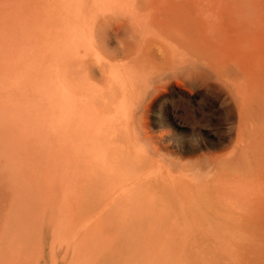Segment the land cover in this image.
Masks as SVG:
<instances>
[{
    "label": "rangeland",
    "instance_id": "374dc122",
    "mask_svg": "<svg viewBox=\"0 0 264 264\" xmlns=\"http://www.w3.org/2000/svg\"><path fill=\"white\" fill-rule=\"evenodd\" d=\"M65 191L68 242L48 202ZM153 247L264 264V0H0V254L134 264Z\"/></svg>",
    "mask_w": 264,
    "mask_h": 264
},
{
    "label": "bare ground",
    "instance_id": "6f19581e",
    "mask_svg": "<svg viewBox=\"0 0 264 264\" xmlns=\"http://www.w3.org/2000/svg\"><path fill=\"white\" fill-rule=\"evenodd\" d=\"M115 25L117 26V24H115ZM112 34H113V32H112ZM106 35H107V33H106ZM123 48H124V46H123ZM144 50H146V49H144ZM64 105H65V97L63 95H60L57 107H54V110L51 112L50 116L47 117V119H44V118L41 119L40 127L42 129H45L46 126L49 125L51 122H53L56 125H59L60 121H63V115L61 112V107H63ZM42 142L46 146L49 143V140L41 141V143ZM97 157H98V154H96L95 152L90 153L88 151L87 153H85L86 161L90 160V159L91 160L96 159ZM48 160H50V161L48 162ZM48 160L45 161V165H47V168H50V167H52L50 164L53 165V163H55V161L51 160V159H48ZM47 171H48V169H47ZM62 175L64 178V180H62V181L64 183L67 182L68 176H65L64 174H62ZM70 184H72V183L70 182ZM66 188L69 191H71L70 186L66 185ZM70 194H71V192L65 191L64 196H62L61 198L55 199V200H51V199L48 200L50 207H51V210L54 212V214H59L60 217L63 219V222L60 225L55 226V228H54V230H56L57 235H58L56 237L60 241H67V242L72 239L74 233L78 230V226H79V225L77 226L75 223H71V222H73L72 221V213L74 210L77 209L78 200H77V198L72 199L73 194H71V195ZM114 206H115V204H114ZM87 223H89V225H94L96 230H98V231L100 230L101 232H105L106 229L108 228L107 222L105 220H103V218L98 213L91 214L87 220ZM83 236L85 238H89L92 236V234L90 232H85V233H83ZM107 241H108L109 251L110 252L112 251L114 253L116 250V246H115V244H113V242H112L113 240H111L110 238H107ZM155 250H156L155 247H153V253L150 255L146 248H137L134 252V264H163V263H161L162 257ZM100 252H102V251H100ZM80 255H82V256H80L82 259L80 264H101V259H102L101 255H103V254H101V253L99 254V252L94 253L93 251H91L89 253H82ZM0 263L1 264H11L12 261L5 258V256H2L0 254Z\"/></svg>",
    "mask_w": 264,
    "mask_h": 264
}]
</instances>
